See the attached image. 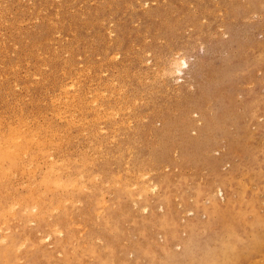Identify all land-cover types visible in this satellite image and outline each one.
I'll return each mask as SVG.
<instances>
[{"label":"rangeland","instance_id":"1","mask_svg":"<svg viewBox=\"0 0 264 264\" xmlns=\"http://www.w3.org/2000/svg\"><path fill=\"white\" fill-rule=\"evenodd\" d=\"M0 77V264H264V0H0Z\"/></svg>","mask_w":264,"mask_h":264},{"label":"bare ground","instance_id":"2","mask_svg":"<svg viewBox=\"0 0 264 264\" xmlns=\"http://www.w3.org/2000/svg\"><path fill=\"white\" fill-rule=\"evenodd\" d=\"M56 41H57V40H56ZM70 43H71V42H70ZM119 43H120V42H119ZM106 48H107V47H106ZM59 50H60V49H59ZM40 58H41V57H40ZM91 63H92V62H91ZM69 64H70V63H69ZM59 66H60V65H59ZM68 66H69V65H68ZM1 67H2V66H1ZM15 67H16V65H15ZM2 68H3V67H2ZM75 68H76V67H75ZM15 69H16V68H15ZM44 69H46V68H44ZM90 69H91V68H90ZM81 70H82V69H81ZM81 72H82V71H81ZM45 74H46V73H45ZM53 74H54V73H53ZM66 74H67V73H66ZM55 75H56V74H55ZM89 75H90V74H89ZM32 77H33V76H32ZM69 77H70V76H69ZM76 77H77V76H76ZM89 77H90V76H89ZM132 77H133V76H132ZM0 78H1V77H0ZM28 79H29V78H28ZM30 79H31V78H30ZM33 79H34V78H33ZM60 79H61V78H60ZM87 79H88V78H87ZM73 82H74V81H73ZM76 82H77V81H76ZM118 82H119V81H118ZM59 84H61V83H59ZM73 84H74V83H73ZM116 84H117V83H116ZM48 85H49V84H48ZM78 86H79V85H78ZM65 87H66V86H65ZM75 87H76V86H75ZM10 88H11V87H10ZM63 92H64V91H63ZM7 93H8V92H7ZM10 94H11V93H10ZM40 94H41V93H40ZM43 94H44V93H43ZM86 94H87V93H86ZM12 95H13V94H12ZM64 95H65V94H64ZM72 95H73V94H72ZM77 95H78V94H77ZM73 97H74V96H73ZM73 97L70 98L69 101H70L71 99L74 100ZM76 97H77V96H76ZM34 99H35V98H34ZM76 99H77V98H76ZM67 100H68V98H67ZM73 100H72V101H73ZM5 101H6V100H5ZM65 101H66V100H65ZM72 101H70V102H72ZM77 101H78V100H77ZM34 102H35V101H34ZM79 102H80V101H79ZM81 102H82V101H81ZM27 103H28V102H27ZM67 103H68V101H67ZM122 103H123V102H122ZM59 104H60V103H59ZM16 105H17V103H16ZM106 105H107V104H106ZM109 105H110V104H109ZM56 106H57V105H56ZM36 107H37V106H36ZM65 107H66V106H65ZM70 107H71V106H70ZM16 108H17V107H16ZM72 109H73V108H72ZM36 110H38V109H36ZM65 110H66V109H65ZM65 110H64V111H65ZM80 110H82V109H80ZM73 111H74V110H73ZM77 111H78V110H77ZM20 112H21V111H20ZM78 112H79V111H78ZM107 112H108V111H107ZM1 113H2V112H1ZM59 113H60V112H59ZM59 113H58V114H59ZM79 114H80V113H79ZM81 114H82V113H81ZM19 115H20V114H19ZM91 117H92V116H91ZM107 117H108V116H107ZM78 118H79V117H78ZM33 119H34V118H33ZM107 119H108V118H107ZM4 121H5V120H4ZM22 121H23V120H22ZM97 121H98V120H97ZM44 122H45V121H44ZM76 122H77V121H76ZM21 123H22V122H21ZM0 124H1V123H0ZM18 124H19V123H18ZM21 125H22V124H21ZM50 125H51V124H50ZM19 126H20V125H19ZM86 126H87V125H86ZM3 127H4V126H3ZM13 127H14V126H13ZM13 127H12V128H13ZM15 128H17V127H15ZM15 128L10 129V130H11V131L13 130L12 132H14V129H15ZM19 128H21V127H19ZM36 128H37V125H36ZM17 129H18V128H17ZM42 129H43V128H42ZM90 129H91V128H90ZM32 130H33V129H32ZM136 130H137V129H136ZM4 131H5V130H4ZM11 131H10V132H11ZM19 131L21 132V129H19ZM19 131H18V132H19ZM22 131H23V130H22ZM29 131H30V130H29ZM33 131H34V130H33ZM35 131H36V130H35ZM38 131H39V130H38ZM40 131H41V130H40ZM40 131H39V132H40ZM42 131H43V130H42ZM59 131H60V130H59ZM10 132H9V133H10ZM15 132H16V129H15ZM18 132H17V133H18ZM24 132H27V130H26V131L24 130ZM5 133H6V132H5ZM22 133H23V132H22ZM57 133H58V132H57ZM2 134H4V133H2ZM15 134H16V133H15ZM15 134H14V135H15ZM18 134H20V133H18ZM24 134H25V133H24ZM24 134H23V135H24ZM33 134L35 135V136H33V137L36 138V135H38L39 133H38V134H37V133H36V134L33 133ZM33 134H32V135H33ZM49 134H50V133H49ZM49 134H48V135H49ZM14 135H13V137L10 135V137H12V138L14 139V141H15L16 139L14 138V137H15ZM23 135H22V136H23ZM29 135H30V134H29ZM32 135H31V136H32ZM68 135H69V134H68ZM8 136H9V135H8ZM22 136H21V137H22ZM31 136H30V137H31ZM44 136H45V135H44ZM44 136H43V137H44ZM49 136H51V135H49ZM17 137H19V136H17ZM27 137H28V135H27ZM27 137H26V138H27ZM30 137H28V139H29ZM101 137H102V136H101ZM7 138H8V140H10L9 137H7ZM12 138H11V139H12ZM34 138H33V140H34ZM44 138H45V137H44ZM13 139H12V140H13ZM45 139H46V138H45ZM48 139H49V138H48ZM12 140H11V141H12ZM17 140H18V139H17ZM17 140H16V141H17ZM19 140H20V139H19ZM19 140H18V141H19ZM30 140H31V139H30ZM33 140H32V141H33ZM43 140H44V139H42V141H43ZM59 140H60V139H59ZM18 141H17V142H18ZM28 141H29V140H28ZM34 141H35V140H34ZM40 141H41V140H40ZM40 141H38V142H40ZM44 141H45V140H44ZM8 142H9V141H8ZM12 142H13V141H12ZM17 142H16V144H17ZM19 142H20V141H19ZM19 142H18V144H19ZM36 142H37V141H36ZM49 142H50V141H49ZM89 142H90V141H89ZM20 143H21V142H20ZM30 143H31V142H30ZM45 143H46V142H45ZM58 143H59V142H58ZM4 144H5V142H4L3 144H1V145H4ZM18 144H17V145H18ZM33 144H34V143H33ZM49 144H51V142H50ZM13 145H14V144H13ZM13 145H11V146H13ZM36 145H39V144H36ZM4 146H7V143H6V145H4ZM4 146H3V147H4ZM31 146H32V145H31ZM58 146H59V145H58ZM0 147H1V146H0ZM18 147H19V146H18ZM32 147H33V146H32ZM60 147H61V146H60ZM9 148H10V147H9ZM0 149H2V151H1L0 153H3V152H4V149H3V148H0ZM12 149H13V148H12ZM12 149H11V151H12ZM28 149H29V148H28ZM30 149H31V148H30ZM13 150H14V149H13ZM16 150H17V149H16ZM20 150H21V149H20ZM22 150H23V149H22ZM17 151H18V150H17ZM40 151H41V148H40ZM15 152H16V151H15ZM24 152H25V151H24ZM24 152H23V153H24ZM45 152H46V151H45ZM12 153H14V152H11V154H12ZM42 153L44 154V150H43ZM121 153H122V152H121ZM14 154H15V153H14ZM16 154H18V152H16ZM19 154H20V153H19ZM50 156H51V155H50ZM122 156H123V155H122ZM18 157H19V156H18ZM18 157H17V158H18ZM25 158H26V157H25ZM47 158H48V157H47ZM62 158H63V157H62ZM8 159H9V157H8ZM32 159H33V158H32ZM50 159H51V158H50ZM81 159H82V158H81ZM60 160H61V159H60ZM82 160H84V159H82ZM135 160H136V159H135ZM17 162H18V161H17ZM32 162H33V161H32ZM46 162H47V161H46ZM125 162H126V161H125ZM64 163H65V162H64ZM91 163H93V162L91 161ZM91 163H90V164H91ZM49 164H51V163H49ZM26 165H27V164H26ZM51 165H52V164H51ZM52 166H53V167H52L51 169L54 170V169H53V168H54V165H52ZM47 167L49 168V166H47ZM96 169H97V168H96ZM6 171L8 172L9 170H6ZM59 171H61V170H59ZM10 172H11V171H10ZM49 172H50V171H49ZM4 173H5V172H4ZM28 173H29V172H28ZM46 173H47V170H46ZM46 173H44V175H45ZM53 173H54V172H53ZM6 174H7V173H6ZM22 174H23V173H22ZM33 174H34V173H33ZM33 174H31V175H33ZM47 174L49 175V173H47ZM61 174H62V173H61ZM12 176H13V175H12ZM14 176H15V175H14ZM50 176H51V175H50ZM54 176H55V175H54ZM64 176H65V175H64ZM96 176H97V175H96ZM6 177H7V176H6ZM6 177H4V179H5ZM44 177H45V176H44ZM69 177H70V176H69ZM73 177H74V176H73ZM24 178H25V177H24ZM45 178H47V177H45ZM50 178H51V177H49V179H50ZM58 178H59V176H58ZM56 179H57V178H56ZM67 179H68V178H67ZM76 179H77V178H76ZM81 179H82V178H81ZM40 180H41V179H40ZM53 180H54V179H53ZM77 180H79V179H77ZM90 180H91V179H90ZM9 181H10V180H9ZM21 181H22V180H21ZM48 181H49V180H48ZM55 181H56V180H55ZM75 181H76V180H75ZM79 181H81V180H79ZM37 182H38V181H37ZM65 183H66V182H65ZM47 184H48V183H47ZM47 184H46V185H47ZM55 184H56V183H55ZM80 184H81V183H80ZM27 185H28V184H27ZM27 185H26V186H27ZM64 185H65V184H64ZM69 185H70V184H69ZM80 186H82V185H80ZM36 187H37V186H36ZM39 187H40V186H39ZM50 187H51V186H50ZM62 187H63V186H62ZM50 189H51V188H50ZM62 190H63V188H62ZM3 191H5V190H3ZM17 191H18V190H17ZM30 191H31V190H30ZM32 191H33V190H32ZM43 191H45V190H43ZM51 191H52V189H51ZM60 191H61V190H60ZM12 193H13V192H12ZM42 193H43V192H42ZM50 193H51V192H50ZM29 194H31V193H29ZM34 194H35V193H34ZM59 196H60V195H59ZM22 200H23V198H22ZM22 200H21V201H22ZM38 200H39V199H38ZM25 201H29V200H25ZM19 202H20V201H19ZM29 202H30V201H29ZM20 203H21V202H20ZM30 203H31V202H30ZM36 203H38V201H37ZM14 204H15V203H14ZM34 204H35V203H34ZM37 205H38V204H37ZM47 205H48V204H47ZM33 207L35 208L36 206H33ZM39 207H40V206H39ZM34 208H33V209H34ZM57 209H58V208H57ZM13 212H14V211H13ZM47 237H49V236H47Z\"/></svg>","mask_w":264,"mask_h":264}]
</instances>
